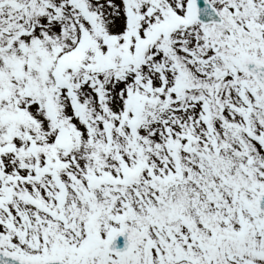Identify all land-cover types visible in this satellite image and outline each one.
I'll list each match as a JSON object with an SVG mask.
<instances>
[{
	"label": "snow or ice",
	"instance_id": "snow-or-ice-1",
	"mask_svg": "<svg viewBox=\"0 0 264 264\" xmlns=\"http://www.w3.org/2000/svg\"><path fill=\"white\" fill-rule=\"evenodd\" d=\"M0 264H264V0H0Z\"/></svg>",
	"mask_w": 264,
	"mask_h": 264
}]
</instances>
